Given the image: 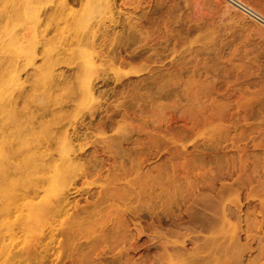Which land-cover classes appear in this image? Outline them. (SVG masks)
<instances>
[{"label": "rangeland", "instance_id": "1", "mask_svg": "<svg viewBox=\"0 0 264 264\" xmlns=\"http://www.w3.org/2000/svg\"><path fill=\"white\" fill-rule=\"evenodd\" d=\"M147 1L136 12L162 15L158 40L170 42L137 73L113 71L108 58L96 68L62 19L47 23L61 0L37 6L41 43L19 74L29 99L10 109L33 118L23 132L47 136L37 145L42 177L62 173L69 207L47 204V184L28 188L20 203L38 206L41 219L22 230L12 212L4 240L26 250L24 264H264V26L229 0ZM235 1L264 18V0ZM184 22L202 27L182 33ZM47 49L59 61L49 91L33 98ZM83 53L87 93L78 86ZM191 77L208 79L205 97L184 85ZM60 143L74 149L70 163Z\"/></svg>", "mask_w": 264, "mask_h": 264}, {"label": "bare ground", "instance_id": "2", "mask_svg": "<svg viewBox=\"0 0 264 264\" xmlns=\"http://www.w3.org/2000/svg\"><path fill=\"white\" fill-rule=\"evenodd\" d=\"M43 0H0V258L6 259L7 264H24L26 250L17 251L15 246L4 244L6 237H11L13 224L9 222L12 212L16 214V222L22 230L29 229V223L41 219L38 206H29L20 203L27 199L28 188H38L39 184H47L48 192L46 201L58 212L66 213L69 207L68 182L65 181L60 171H56L48 177L44 174V165L39 162V142L47 139L43 131L31 128L29 132H23L24 127L34 124L33 118L24 121L14 113L13 107L16 98L24 101L29 99L20 82L19 74L27 66L33 65L35 46L40 44V15L39 8ZM48 0H45V2ZM79 0L80 10H74V0H61V12L51 14L47 23L62 19L68 30L69 37L77 39L79 46L91 49L90 53L97 57L99 63L96 68L102 70L106 66L105 58L111 59L109 67L117 73H137L142 67L159 56L160 51H165L168 39L158 40L157 29L163 22V16H142L136 10L147 0ZM247 14L253 16L264 26V18H261L248 10L235 0H229ZM151 3L154 0L150 1ZM229 6V5H227ZM232 6V5H230ZM229 6V7H230ZM231 8V7H230ZM16 26L29 27L27 34L15 30ZM44 26H48L47 24ZM195 27H202L201 23L191 26L184 22L180 27L182 33L188 34ZM264 32V27H259ZM48 49L54 46L45 42ZM163 45V46H162ZM45 51V63L37 67L36 79L32 85L33 98L37 91H49V85L53 78V66L55 61L51 51ZM54 50V49H53ZM52 50V51H53ZM81 59L80 69L82 77L78 80V86L86 93L90 83L85 79L88 70V62L85 54H78ZM22 60L19 63V60ZM139 60L141 64L134 63ZM108 64V63H107ZM186 86L197 88L202 96L209 93L208 79L196 80L191 77L185 83ZM62 161L67 164L66 155L74 149L65 143L58 144ZM20 151L29 153L17 159L16 165H11L13 155ZM63 163L55 167H63ZM70 163V161H69ZM40 215V216H39ZM37 243L36 246H39Z\"/></svg>", "mask_w": 264, "mask_h": 264}]
</instances>
